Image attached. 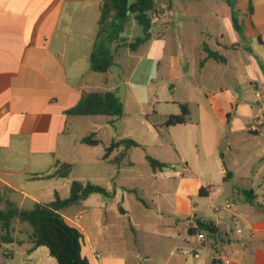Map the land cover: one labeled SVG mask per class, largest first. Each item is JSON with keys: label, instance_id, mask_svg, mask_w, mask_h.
Returning <instances> with one entry per match:
<instances>
[{"label": "crops", "instance_id": "crops-1", "mask_svg": "<svg viewBox=\"0 0 264 264\" xmlns=\"http://www.w3.org/2000/svg\"><path fill=\"white\" fill-rule=\"evenodd\" d=\"M155 1L151 38L136 50L113 51V66L98 73L91 58L104 0H0V195L18 209L30 210L54 202L57 195L69 198L74 180L100 186L94 178L99 158L91 157L93 148L103 144L106 153L114 141L132 137L119 128V122L128 119L139 123L143 137H148L136 141L140 148L148 151L150 143H166L178 152L181 170L172 174L169 162L151 156L166 167H149L152 183L163 184L150 206L176 222H187L184 247L197 249L199 257L183 255L177 247L165 252L181 233L153 238L149 229H137L133 223V229L120 232L133 233L131 260L125 247L113 240L118 229L81 226L80 217L93 199L96 205L91 203L88 210L98 217L120 201L121 213L131 214L125 205L123 161L129 158L134 166L132 154L139 147L121 146L102 157L107 169L102 187L110 195L99 199L92 194L61 210L83 233L82 253L90 264H264V101L258 97L264 91V0H251L253 11L248 0V31L239 19L238 30L234 16L222 10L224 0H184V37L174 41L176 49L170 54L168 39L152 34L170 30L174 4ZM148 43L147 53L138 51ZM130 52L136 54L131 67L126 63L130 59L118 63V56ZM117 65L124 66L123 74ZM90 92L114 93L124 115L67 113ZM181 104L190 109L189 121L164 126L170 115L181 113ZM100 117H105V126L96 123L89 130L87 118ZM82 128L86 132L78 134ZM108 128L105 140L97 138L99 145L82 142L88 133L99 137ZM167 132L170 139L163 143ZM77 161L86 166L81 177L73 174ZM64 164L72 165L67 177ZM58 171L61 175L55 176ZM202 188L208 196L200 195ZM170 189L174 192H167ZM148 206L144 204L145 211ZM14 222L10 236L0 229V264H57L48 247H33L32 229H15ZM209 222L216 235L199 226ZM202 231L209 239L198 243Z\"/></svg>", "mask_w": 264, "mask_h": 264}, {"label": "trees", "instance_id": "trees-1", "mask_svg": "<svg viewBox=\"0 0 264 264\" xmlns=\"http://www.w3.org/2000/svg\"><path fill=\"white\" fill-rule=\"evenodd\" d=\"M155 7V0H104L99 40L94 47L91 58L92 70L94 72L106 73L113 66L114 44L124 39L122 34L125 32L132 16L143 27L144 34L127 46L131 50H136L142 43L151 38V14L155 10ZM250 10L253 11L251 0ZM234 23L236 28L240 30L235 17ZM209 54L215 58H220L213 52ZM220 59L224 60L223 58ZM180 107L181 113L170 115L164 122V126H175L189 121V107L185 104H181ZM67 113L77 116H112L119 118L124 115V107L122 101L112 92H90L83 97L78 105L68 110ZM82 142L91 146L100 144V141L94 138V135L83 138ZM121 146L125 149L141 147L133 139L114 141L106 149L104 157L108 158L115 148ZM147 160L154 170L166 167V164L151 156H147ZM62 168L67 172L63 177H67L72 169V165L64 164ZM58 175H61V172L58 171L55 174V176ZM92 194L110 195L106 188L102 186L91 183L84 184L78 180L72 182L69 198L61 199L57 195L54 202L49 204L38 203L30 210H20L11 201L4 199L0 195V205L5 203V208H0V224L5 231V235L10 236L12 223L15 219L28 223L32 228L31 241L33 247H48L57 264H90L87 257L82 253L83 233L80 229L70 225L65 220L61 214V210L85 200ZM208 194L209 192L206 189H200L201 196H208ZM199 226L205 229L210 236L217 233V229L212 222L208 224L200 223ZM9 241L13 242V239L10 237Z\"/></svg>", "mask_w": 264, "mask_h": 264}, {"label": "rangeland", "instance_id": "rangeland-1", "mask_svg": "<svg viewBox=\"0 0 264 264\" xmlns=\"http://www.w3.org/2000/svg\"><path fill=\"white\" fill-rule=\"evenodd\" d=\"M159 1V0H158ZM231 1L234 3V5L231 4ZM161 3H169V0H161ZM172 3L174 4V14L171 18V28L168 32L165 34L163 33V30H160L159 33L156 31H153V37H160L167 38L169 41L168 53L172 52V50L175 51L176 49V43L174 42L176 39H181L184 37V0H172ZM247 7H248V0H224V2L221 3L222 10L229 11L237 20L239 19L240 26L245 30L246 27L249 28V22L245 24V13H247ZM231 10V11H230ZM173 22H175L173 24ZM144 34L143 27L133 18L131 17L127 28L125 32L122 34L124 39L118 41L114 44V52L122 51L126 48H129L127 45L134 42L137 38L142 37ZM242 36V33H241ZM150 48V43L146 45H142L140 49L138 50L141 53H147V51ZM130 49V48H129ZM131 51V50H128ZM127 53V51H125ZM132 52V51H131ZM128 53L121 56H118L119 62L118 63H124V61H127L130 59V61H127L126 63H129L128 66L131 67V63L133 60H135L136 54L134 53ZM133 55V56H130ZM117 60V59H116ZM122 61V62H121ZM167 61V58H166ZM124 66L117 65L116 71H119L121 74H123ZM89 120L87 124V128L89 130H92V128L95 126L96 123H102L105 126V121L101 119H105V117H100L98 120H94L93 118H87ZM156 124H158L157 121H154ZM119 128L122 130L123 134H129L127 139H133L135 141L137 140H148L147 136H144V128L139 125V123H131L128 121V119L123 120L122 122H119ZM109 129H103L99 133V137L94 135L93 133H88L90 135H94V138H103L106 139V135L109 132ZM85 130V131H84ZM82 132H86V129L82 128L78 132V134H83ZM164 141L170 139L169 133H163ZM99 140V139H98ZM101 141V140H100ZM148 151H145L142 148L134 149L132 154V160L135 163V165L130 164L129 158L125 159L123 161L124 171H123V185L125 188V205L130 210V215H123L120 211V208L122 206L121 201L118 202L114 207H111L108 211H105L102 213V215H99V217L96 215L95 210H88L89 206L96 205V200H91V203L87 204V211L85 213L83 212L82 216L80 217L79 223L84 229H103V226L105 225L107 229H118L117 231H114L115 233L118 232L119 235L113 239L116 243H119L125 247L124 252L131 258L130 250L134 243L133 240V233L131 231L126 230L123 233L121 232V229H133V223L138 224L136 225L137 229H149V231L152 233L151 237L158 238L161 237L163 234L166 233H172L178 235V233H181V237L177 238L175 236V240L177 238V241L173 243L170 247V249H164L165 252L168 254L172 248H179L180 250L190 249L184 247V229H188L187 222L185 220H181L180 222H176L175 218L172 216L167 215L166 213H163L160 210H157L155 207H151L150 204H152L153 200H158V197L156 198V191L162 192L163 184L162 183H152L149 175L150 171V163L147 160V155L153 156H161L166 162H169V170L168 172L172 174L175 173L177 170H181L182 162L179 158L178 152L168 146V144H164L161 146H157L156 143H150ZM80 147V146H79ZM82 147V146H81ZM93 152L91 154V157L93 159H98L99 164L97 166V170L95 171V177L96 180L99 183L100 186H103L105 181H103L104 172L107 170L105 168V164L102 160L103 155L105 154V146L102 144L98 146L97 148H93ZM126 158V157H125ZM86 166L84 164H81V161H77V163L74 165L73 174L76 177L83 176L86 172ZM171 186L174 188L176 186V181L173 179L171 180ZM170 193H173L174 191L170 189V191H167ZM96 197H99V199L103 198V194H98ZM144 204H146L149 210H144ZM91 205V207H92ZM1 209L5 208V203H2L0 205ZM153 209V210H150ZM81 212L84 210L83 208L80 209ZM146 212V213H145ZM14 222V221H13ZM15 229H32L31 226L28 223H25L23 225L18 224L17 220L15 219ZM0 229H2V226L0 224ZM117 233V234H118ZM122 234V235H121ZM196 238L191 239V244L194 245ZM161 245V244H159ZM181 255V254H180ZM183 258L184 256L181 255ZM202 258L204 257V251L201 252Z\"/></svg>", "mask_w": 264, "mask_h": 264}, {"label": "built area", "instance_id": "built-area-1", "mask_svg": "<svg viewBox=\"0 0 264 264\" xmlns=\"http://www.w3.org/2000/svg\"><path fill=\"white\" fill-rule=\"evenodd\" d=\"M258 97H259L260 100L264 101V91L258 92ZM208 239H209V236L204 231H202V232L197 234L198 243H203V242L207 241ZM181 253L183 255L194 256L196 258L199 257V251L197 249H184V250H181ZM220 258L221 257L218 256V259H220Z\"/></svg>", "mask_w": 264, "mask_h": 264}]
</instances>
